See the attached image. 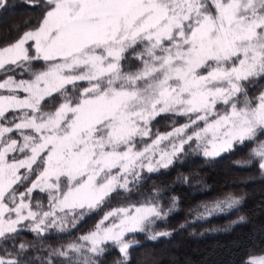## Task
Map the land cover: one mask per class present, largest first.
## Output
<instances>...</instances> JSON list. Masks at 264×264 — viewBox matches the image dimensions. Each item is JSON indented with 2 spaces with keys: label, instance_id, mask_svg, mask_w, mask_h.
I'll return each instance as SVG.
<instances>
[{
  "label": "snow or ice",
  "instance_id": "1",
  "mask_svg": "<svg viewBox=\"0 0 264 264\" xmlns=\"http://www.w3.org/2000/svg\"><path fill=\"white\" fill-rule=\"evenodd\" d=\"M43 6L37 27L0 45V92L7 93L0 94V238L25 222L37 233L63 229L102 208L115 190L130 191L144 170L169 167L186 145L214 158L249 142L246 163L257 161L264 171V92L252 99L244 87L264 78V0H43ZM38 61L42 70L32 67ZM17 70L29 78L17 79ZM162 114L187 122L154 134L152 122ZM34 190L47 194V210L33 205ZM240 202L228 193L202 205L196 219ZM167 214L151 200L111 209L82 243L58 254L96 264L93 256L110 242L127 260L126 235L148 231ZM0 264L19 261L0 257ZM246 264H264V255Z\"/></svg>",
  "mask_w": 264,
  "mask_h": 264
},
{
  "label": "trees",
  "instance_id": "2",
  "mask_svg": "<svg viewBox=\"0 0 264 264\" xmlns=\"http://www.w3.org/2000/svg\"><path fill=\"white\" fill-rule=\"evenodd\" d=\"M43 8V0H7V6L0 8V45L37 27ZM41 65L42 61H38L32 67L36 70ZM13 75L17 79L29 78L20 70ZM4 78L0 73V80ZM244 87L254 99L264 88V78ZM184 122L185 117L162 114L152 122V132L162 133ZM259 139H264V135ZM253 146L249 142L235 144L232 150L210 158L186 145L169 167L154 172L144 170L139 181L129 186L130 191L115 190L102 208L78 216L76 223L69 222L63 229L51 227L43 233L32 232L25 225L18 233L0 238V257L16 258L19 264H75L73 253H69V259L57 250L68 242L81 241L111 209L151 200L167 210V216L148 231L126 235L136 241L127 260L118 246L109 242L103 245L102 254L94 256L96 264H246L251 256L264 254V172L257 161L246 163L251 159L249 151ZM254 189L258 191L253 193ZM228 193L240 198V204L196 219L197 212L203 211L202 205H211ZM174 198L176 203L171 207ZM37 201L46 206L47 194L34 190L32 202L35 205ZM157 232L170 235L151 239ZM21 244L24 249H20Z\"/></svg>",
  "mask_w": 264,
  "mask_h": 264
},
{
  "label": "rangeland",
  "instance_id": "3",
  "mask_svg": "<svg viewBox=\"0 0 264 264\" xmlns=\"http://www.w3.org/2000/svg\"><path fill=\"white\" fill-rule=\"evenodd\" d=\"M129 55H131V53L129 54ZM130 63H132V65H133V67L130 69V70H135V67L137 66L136 65V62L135 61H130ZM43 61H42V65L41 66H39L36 70H42L43 69ZM126 70H129V69H126ZM261 92H264V88L261 90ZM260 92V93H261ZM259 93V94H260ZM0 94H7L6 92H0ZM258 94V95H259ZM249 95V94H248ZM257 95V96H258ZM249 98H252V97H250V95H249ZM184 123H186V122H184ZM184 123H181V124H179V125H176V126H174V127H178V126H180V125H182V124H184ZM173 127V128H174ZM173 128H171L170 130H168V131H165V132H169V131H171ZM162 133H164V132H162ZM12 138H18L17 136H15V137H12ZM155 138V137H154ZM153 138V139H154ZM262 140H264V139H262ZM145 142H147V143H150L151 141L150 140H148V139H146V141ZM143 145L141 144V145H138V147H142ZM195 147V144H192V146H191V148L193 149ZM196 152H199V153H201L202 154V152H200V151H196ZM264 172V171H263ZM131 185V184H130ZM21 191H24V189H22ZM256 191H258V190H256V189H254L253 190V193H255ZM34 193V192H33ZM175 199V201H176V198H174ZM33 203V202H32ZM141 203H145V202H139V203H129V204H126V205H122V206H120V207H127V206H129V205H139V204H141ZM47 204H48V201L46 202V206H44V210H47ZM34 205V204H33ZM172 207V206H171ZM117 208H119V207H117ZM165 212H167V210H165V209H163ZM76 221H77V219H76ZM76 221L74 222V223H76ZM73 223V224H74ZM67 224H69V223H67ZM25 225H27V222H25ZM66 226V225H65ZM64 226V227H65ZM88 234V233H87ZM86 235V234H85ZM126 240H128V241H131L132 242V244H134L136 241L135 240H133V239H127L126 238ZM70 243H82V241H72V242H68V243H66L65 245H64V248H59L58 250H57V252L59 253V251H64V250H66V246L68 245V244H70ZM75 255V254H74ZM260 255H264V254H260ZM254 256H259V255H254ZM252 257V256H251ZM75 259H76V256H75ZM93 259H94V256H93Z\"/></svg>",
  "mask_w": 264,
  "mask_h": 264
}]
</instances>
